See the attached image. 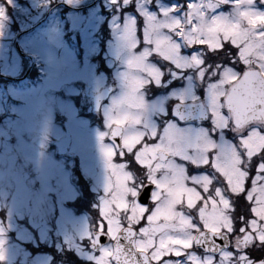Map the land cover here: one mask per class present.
<instances>
[{
    "label": "snow or ice",
    "instance_id": "snow-or-ice-1",
    "mask_svg": "<svg viewBox=\"0 0 264 264\" xmlns=\"http://www.w3.org/2000/svg\"><path fill=\"white\" fill-rule=\"evenodd\" d=\"M122 2L135 15L100 137L113 142L98 206L107 232L101 222L89 236L95 264H264V0ZM116 151L127 163H112Z\"/></svg>",
    "mask_w": 264,
    "mask_h": 264
},
{
    "label": "rangeland",
    "instance_id": "rangeland-1",
    "mask_svg": "<svg viewBox=\"0 0 264 264\" xmlns=\"http://www.w3.org/2000/svg\"><path fill=\"white\" fill-rule=\"evenodd\" d=\"M92 1L82 0L86 4ZM188 2L198 3L199 0L185 1L183 4L186 6ZM9 3L15 7L14 16L19 20L18 27L21 30L33 24L41 16L34 15L33 17L28 7L18 5L13 0H9ZM30 6L36 7L32 3ZM218 7L223 13L230 14V7L227 4ZM97 8L91 6L84 10H68L65 16L74 20L68 26L61 21L52 22L51 19L55 16L48 14L49 17L41 25H35L33 29L21 35L23 46L28 47L29 51L39 55L45 61L46 66L43 65L39 70L41 75L44 73L45 76H49V80H45L48 88L45 86L41 89L45 98L28 100L25 104L17 106L7 99V96L15 89L6 79L0 78L4 87L0 110H7L6 114H8L4 116L3 113V118L0 119V133L7 131L12 138L9 142L2 141L3 145L0 150V241H3L0 244V255L3 257L0 261L2 264H35L40 258L48 260L51 258L47 253H31L21 243V241L32 240L31 236L26 233H30L34 228L41 229L42 226L39 224L43 222H46V229L51 233L47 244L56 247L62 253L64 248H68L76 251L77 254H83L81 252L83 247L77 240L84 237L85 230L79 229V223L72 221L71 218L76 215L74 206L80 205L79 202L74 201L72 206H68L66 200L77 195V186L73 185L74 180L79 176L84 181L85 188L88 187V193L93 194L97 199L102 200L104 197V187L109 170L105 156L101 155H104L103 147L109 144L100 137L108 130L106 114L112 100L120 94V81L115 91L102 105L103 119L97 130L95 129L98 140L95 141L92 138V143L87 144L89 148L86 150L77 139L85 140L84 134H79L80 137H75L76 135L73 137L72 150L80 158L79 161L83 166L81 171L72 173L68 169L69 166H65L69 159L59 160L53 153L46 150L48 140L46 137L54 136L61 131L57 120L59 111L63 108L64 98L62 97L64 96L59 93L58 88L70 84L72 79L71 69L68 67L74 65V51L68 49L64 34L68 31L73 35L72 30H78L75 25H78L79 31L86 35L93 34L97 29L96 21L102 17ZM117 14L113 13L111 18H117ZM124 16H127V13ZM8 17L4 10V17L0 19V33L7 37L0 43V56L2 57L0 72L11 74L16 72L18 61L15 55L9 52V48L6 49V38L12 34L8 22L5 21ZM82 21H84L83 27ZM125 68L126 64L121 62L115 66L114 74L120 75ZM67 90L74 91L73 84L68 85ZM24 93L25 91H21V94ZM15 112L18 113L17 116H12L11 114H16ZM67 114L69 115V112H66ZM113 115L115 116V113ZM72 119L74 120L73 117ZM78 122L82 125L80 120L77 124ZM126 126L123 125V127ZM112 163L116 164L113 161ZM84 253L85 256H90L86 251Z\"/></svg>",
    "mask_w": 264,
    "mask_h": 264
},
{
    "label": "flooded vegetation",
    "instance_id": "flooded-vegetation-1",
    "mask_svg": "<svg viewBox=\"0 0 264 264\" xmlns=\"http://www.w3.org/2000/svg\"><path fill=\"white\" fill-rule=\"evenodd\" d=\"M13 1H15L18 5H25L28 7L30 9V15L33 17H35L34 15H41L40 17L37 16L38 18L33 24L29 25L25 29H22V31H17L14 33L12 31L14 29L13 27L19 24V20L16 16H14L15 7L9 3V0H0L1 8H3V10H5L6 14L9 16L8 18H5V21L8 22L9 30L12 32V34L6 38V49L9 48V52L15 55L18 61L16 72L11 74L0 72V75L4 74L11 77L8 82L11 83L15 91L8 95L7 99L17 106L25 104L28 100L31 101L35 99H43L44 95L41 89L46 86L45 80H49V76H45L44 73L41 75V72L39 71L42 69L43 65L46 66L44 59H42L39 55H35L29 51L28 47L23 46V43L20 39L21 35L24 32L33 29L35 25H41L43 21H46L49 15H52V17L53 15L55 16V18L51 19L52 22L57 23V21H61V23H63L65 26L72 24L74 20L69 19L71 17L67 18L65 16L68 10H84L87 7L96 6L98 7L97 10H99L100 16H102L96 21L97 29L90 36L86 35L82 31H79L80 27H78V25H75L78 28L77 31L72 30L73 35L68 31H66V34H64L68 49H73L74 51V65L68 67L71 69L72 78L71 82L69 83L73 84L74 91L69 92L67 87L70 84L66 83V85L58 88L59 93L64 96L62 97L64 98L63 108L61 109L62 111H59L57 120L60 124L61 131L54 136L46 137V139L48 138L46 150H49L51 153H53L59 160L66 161L69 159V162H66L65 166H69L71 171L76 170L79 172L83 166L79 161V156L72 150L73 137L74 135H76L75 137H80L79 134H84L85 140H80L79 138L77 139L81 145L85 146L86 150L89 148L87 144L92 143V138H94L95 141L98 140L96 130L103 119V113L101 112L102 105L115 91L116 85L120 81V75L117 76L114 74L115 66L121 62L125 63L126 60L127 53L123 49L122 41L120 40V36L123 33V25L129 19H131L135 13L132 12L130 10V6L125 5L122 0H117L116 3H113V0H91L92 2L87 4L82 2V0ZM178 1L179 0H157V6L167 7L173 3H178ZM185 1L191 0H181L182 3ZM31 3L35 4L36 7L32 8L30 6ZM142 4L143 0H136L137 9H139ZM254 6L253 9L258 10L256 9V6ZM147 10L151 11L152 9ZM259 10H264V4L259 5ZM113 13H118V17L111 18ZM125 13H127V16H124ZM46 15L48 16L46 17ZM84 21H82V27ZM5 37L7 36L0 33V43H2V40H4ZM137 40L139 43L134 51L139 52L142 51L144 47L142 19L138 21ZM195 47L200 48V45ZM159 59L160 58L156 57L155 54H153L152 57H149V61L153 63H157ZM1 60L2 57L0 56V62ZM106 86H111L112 91L108 94L106 99L101 102L99 109L94 110V100L92 94L98 92ZM64 88L65 90H63ZM3 90V83L0 82V100H2L3 97ZM21 91H25V93L21 94ZM66 112H69V115H66ZM3 113H6V111L0 110V118L3 116ZM15 113L16 114L12 113V116H17L18 113ZM71 116L74 118V120ZM78 120L82 122V125L79 122L77 124ZM6 133L9 132L5 131L3 134L0 133V150L3 145L2 141H11L10 139L4 140V135ZM64 134H68L69 137L68 150L64 154H57L56 147L51 144V140L59 139ZM104 141H107L109 145L112 144V141H110L107 137H105ZM121 143L122 141L120 139V144ZM112 161L116 164L127 163V160L124 157H121L118 151L114 152ZM177 162L184 163L179 161L178 158ZM186 167L189 168L190 174V168L192 166L186 165ZM83 182L84 181H82L80 176L74 180V185H72L75 187L82 184L84 185ZM189 186H191L190 183ZM66 201L68 206H72L71 204H73L74 201L79 202L80 205L74 206V212L76 215L72 216L71 218L72 221L79 223V229L83 228L85 230L84 233H87V235H84L81 240L76 238L83 247V251H81L83 254H77L76 251H71V249L69 250L68 248H64L65 246H63L64 252L62 253V251L59 252L56 247L47 244L49 241V235L51 233L48 229H46V222H43L39 224V226H42L41 229L34 228L30 233H26L27 235L31 236L32 240L21 241L22 245H24L25 248L31 253L42 252L50 255L51 258L49 260L47 258H40L38 259L39 262L35 264H95L93 257L99 256V252L96 249L91 248L89 236L93 234V229L96 231H101V222L104 224L102 231L104 233L107 232V221L103 220L99 214L98 206L101 202V199L95 198L91 193H83L80 189V193H77V195L75 194V196H73L71 199H67ZM121 216H123V214H121ZM122 226L127 227L126 222L122 221ZM143 226H147L146 216L141 220L139 225L134 226V230L138 232L139 228ZM12 234H14V232H12ZM103 237L106 240L101 242L102 244L107 245L109 243H114L110 241L107 236ZM51 249L56 250L57 256H51L49 253ZM84 251H86L90 256H85Z\"/></svg>",
    "mask_w": 264,
    "mask_h": 264
},
{
    "label": "water",
    "instance_id": "water-1",
    "mask_svg": "<svg viewBox=\"0 0 264 264\" xmlns=\"http://www.w3.org/2000/svg\"><path fill=\"white\" fill-rule=\"evenodd\" d=\"M111 90V87H106V88H103L101 89L98 93L96 94H92L93 96V100H94V103H93V108L94 109H98L99 107V104L100 102L107 97L108 93L110 92ZM116 125H113L112 128H115ZM4 138L5 139H8L9 138V135L8 134H5L4 135ZM110 138V137H109ZM111 139V138H110ZM68 140H69V137H68V134H64L60 139H57L55 141H53V143L56 145L57 147V150L59 153H65L67 151V147H68ZM112 140V139H111ZM116 143H118L119 141V137L116 138ZM141 202H145V201H141ZM105 235H102L101 238H100V241L103 242L105 241L106 239H104ZM106 237V236H105ZM104 239V240H102ZM123 242V241H122ZM91 248L92 249H95L92 247V244H91Z\"/></svg>",
    "mask_w": 264,
    "mask_h": 264
},
{
    "label": "trees",
    "instance_id": "trees-1",
    "mask_svg": "<svg viewBox=\"0 0 264 264\" xmlns=\"http://www.w3.org/2000/svg\"><path fill=\"white\" fill-rule=\"evenodd\" d=\"M49 252H50L53 256H57L56 251H55L54 249H51Z\"/></svg>",
    "mask_w": 264,
    "mask_h": 264
}]
</instances>
